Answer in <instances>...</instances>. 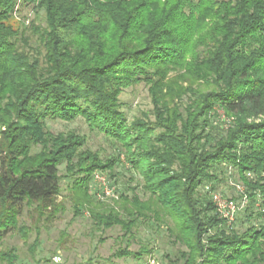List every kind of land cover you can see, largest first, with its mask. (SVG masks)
Wrapping results in <instances>:
<instances>
[{
    "label": "trees",
    "instance_id": "16d2710c",
    "mask_svg": "<svg viewBox=\"0 0 264 264\" xmlns=\"http://www.w3.org/2000/svg\"><path fill=\"white\" fill-rule=\"evenodd\" d=\"M19 3L43 11L44 26L30 23L38 49L25 48L12 22ZM141 82L151 110L127 120L120 94ZM217 108L231 122L214 139L207 125ZM47 117H82L120 153L103 159L84 148L85 135L48 130ZM121 154L148 196L132 188L100 203L89 181L95 171L116 175ZM227 163L245 188L242 209L260 200L248 215L261 222L242 232L233 228L240 210L228 224L198 191ZM65 177L75 214L87 207L102 228L131 235L140 220L167 223L185 246L182 264H264V0H0V244L11 230L27 236L25 205L37 232L55 217ZM38 245L36 236L31 253ZM16 259L0 248V262Z\"/></svg>",
    "mask_w": 264,
    "mask_h": 264
},
{
    "label": "rangeland",
    "instance_id": "374dc122",
    "mask_svg": "<svg viewBox=\"0 0 264 264\" xmlns=\"http://www.w3.org/2000/svg\"><path fill=\"white\" fill-rule=\"evenodd\" d=\"M12 22L21 25L22 36L28 38L26 49H38L39 38L32 33L30 23L33 25L44 26V15L42 10H36L32 4H18ZM187 100V97H184ZM122 111L127 120L140 115L143 111H150L152 104L147 86L141 82L123 90L120 94ZM152 118V116H151ZM231 122L220 108L215 109L211 114L207 130L214 139L221 136L226 127ZM46 128L53 133L72 130L78 134L86 136L84 148L96 150L104 159L120 153V145L104 133L96 129H89L82 117H77L72 121H65L59 118L47 117L45 120ZM36 147L34 150L37 151ZM114 171L116 175L111 176L109 171H95L108 181V185L113 192L119 196L120 193L132 195V188H135L141 199L147 198L148 194L142 189L141 176L131 170L126 162L124 155L121 154ZM59 173L64 174V163L59 165ZM215 179L204 181L198 191L208 197L213 192L221 193L224 196L232 197L237 201L240 194L236 190L235 184L242 183L238 173L231 165L224 164L216 166L214 169ZM252 178L250 174L248 176ZM243 184V183H242ZM97 181H89V192L93 193L97 188ZM61 192L58 201L63 204L55 217L50 221L41 220L36 226L33 223L30 207L26 206L19 216V225L29 228L26 237L21 235L19 230H11L1 240L2 250L12 249L17 255L13 264H182L180 252L185 250V246L174 243L168 235L166 225L157 221H142L134 226L131 235L123 234L120 226L115 225L110 228H102L95 224V220L89 214L87 207H81L80 212L75 214L73 198L70 192V180L65 177L60 180ZM93 195V194H92ZM96 201L113 205L114 198L98 199ZM260 200H256L253 205L248 204L247 208L240 210L233 228L242 232L250 225H258L261 219L248 214L259 209ZM250 205V206H249ZM170 224V222H168ZM38 236L39 245L35 252L31 253L30 244ZM142 247H147L150 252H144L140 257L133 255L112 256L118 248H127L129 251H137ZM53 256L58 257L54 262ZM0 264H8L3 261Z\"/></svg>",
    "mask_w": 264,
    "mask_h": 264
},
{
    "label": "built area",
    "instance_id": "2783aa9c",
    "mask_svg": "<svg viewBox=\"0 0 264 264\" xmlns=\"http://www.w3.org/2000/svg\"><path fill=\"white\" fill-rule=\"evenodd\" d=\"M93 179L97 181V188H96V195L97 198H118V195H116L113 192V189L110 188L108 185V181L105 179L104 176L98 175V173H95L93 176ZM236 190L240 194V199L237 201L236 199L232 197H227L222 195L218 192L211 193V201L215 207V211L217 215L224 219L228 224L232 223L235 219V216L239 210H241L244 205L247 203V195L245 193V188L243 184L236 183L235 184ZM54 262L58 261L57 256H53Z\"/></svg>",
    "mask_w": 264,
    "mask_h": 264
}]
</instances>
